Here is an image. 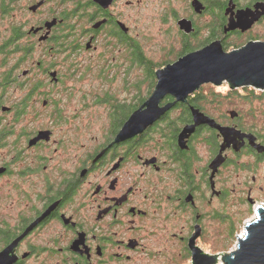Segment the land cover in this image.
<instances>
[{"label": "flooded vegetation", "instance_id": "flooded-vegetation-1", "mask_svg": "<svg viewBox=\"0 0 264 264\" xmlns=\"http://www.w3.org/2000/svg\"><path fill=\"white\" fill-rule=\"evenodd\" d=\"M155 8L180 38L179 51L169 49L175 57L155 63L156 84L158 70L214 42L226 53L264 42V0H0V264H207L213 257L224 264L226 227L230 234L238 221L226 213V169L238 168L243 155L264 160V153L245 140L240 151L226 150L214 171L222 142L215 130L187 137L181 130L144 131L124 139L113 132L115 119L130 117L148 99L146 68L135 58L147 59L139 24ZM60 53H98L102 78L108 57L113 69L122 57L128 69L141 71L131 101L97 98L109 110L108 132L58 138L55 129L16 128L35 94L44 95L46 78L62 85L59 72L46 67V56ZM19 90L25 93L18 101ZM174 101L166 95L160 107ZM178 104L187 101L165 114L174 117ZM245 133L264 146L257 133ZM247 194L252 205L251 188ZM211 237L214 249L206 244Z\"/></svg>", "mask_w": 264, "mask_h": 264}, {"label": "rangeland", "instance_id": "rangeland-1", "mask_svg": "<svg viewBox=\"0 0 264 264\" xmlns=\"http://www.w3.org/2000/svg\"><path fill=\"white\" fill-rule=\"evenodd\" d=\"M22 4L25 6V3ZM157 11V8L150 10L153 14L152 18L142 21L139 26L142 29L141 39L143 40L141 43L147 58L154 63H162L169 58L173 59L175 57L170 55V48L172 47L174 52H178L180 49V38L179 36L176 38L172 29L173 24L168 23L165 25L161 23L158 16H156ZM180 12H183V10L180 9ZM97 56L98 53H81V55H76V57L70 56L69 53L46 56V67L50 66V68L58 71L63 83L55 86L49 84V79L46 78V87L40 90L44 95L35 94L27 114L17 124L16 128H26L29 131L42 128L55 129V134L58 138H67L69 134L74 135L80 132L81 138L86 139L87 135L91 136L100 132H108L110 127L109 110L104 104H97L96 102L99 101L97 98H104L106 94H110L109 96L118 98L129 97L128 100L131 101L139 93L135 84L142 80V75L137 68L128 69L127 62L125 63L126 66L123 65L122 57L118 59L119 65L113 69L109 65L108 57L107 64L109 68L105 70L106 77L102 78V75H98L99 64ZM71 64H74V67H71ZM91 66L93 67L91 68ZM127 69L129 72L127 75L129 83L125 85L123 73L125 71L126 75ZM69 70H76L77 76L69 78ZM148 85L149 82L147 81L146 89H148ZM215 89L216 92H221L223 95L229 90L227 84ZM143 90L144 84L140 86V91L142 92ZM255 91L256 94H261L259 93L260 91ZM23 93L20 90L15 91L18 101L24 96ZM44 99L47 103L46 107L42 105ZM237 103L240 108L238 109L240 111V123L246 129L243 132H255L264 140V95H259L253 100L252 104H247L246 100L243 101L241 98L238 99ZM55 108L60 112L53 116ZM251 110H253L254 114L252 116L247 114ZM230 111L237 113L236 108L224 106L218 114L222 113L228 117ZM59 116H61V120L57 119ZM232 121L229 117V120L222 119V123H218L231 126ZM61 130L67 132H61ZM229 156L234 159L232 153ZM237 164L238 168L229 166L226 169L227 187L230 191L226 204V213L228 220L229 218H238L232 233L229 234L228 224L226 227L227 254L237 247V238L240 239L245 234L246 224L254 220L257 207L264 205V191L260 190V187L264 190V160L255 163L253 157L243 155L237 160ZM253 177L255 178L254 181ZM250 188V197L254 200L252 205H249L246 200L247 192ZM232 189L235 191L231 192ZM216 231L217 229H214V232ZM214 238L211 237L209 242L206 243L208 247L213 249Z\"/></svg>", "mask_w": 264, "mask_h": 264}, {"label": "water", "instance_id": "water-1", "mask_svg": "<svg viewBox=\"0 0 264 264\" xmlns=\"http://www.w3.org/2000/svg\"><path fill=\"white\" fill-rule=\"evenodd\" d=\"M184 23L186 21L180 22L181 28ZM51 76L55 74L52 73ZM156 77L157 84L154 91L123 124L119 131V139L146 131L176 103H185L188 96L202 85L211 84L219 87L227 83L230 90L252 88L264 91V42L248 43L228 53L222 50L219 42H214L158 70ZM166 95L172 96L175 101L160 107ZM190 111L192 123L181 129L182 137H187L200 126H207L218 132L222 138L219 153L211 163L214 171L225 161L226 157L223 153L230 148L234 152L240 151L245 145V140L258 153H264V146L255 142L256 138L253 134L245 133L235 126H223L194 107H191ZM228 114L231 119L238 115L235 111H230ZM255 214L254 220L246 224L243 237L237 238L238 244L235 250L223 259L224 264H264V205L258 206ZM216 263V258L213 257L207 264Z\"/></svg>", "mask_w": 264, "mask_h": 264}, {"label": "trees", "instance_id": "trees-1", "mask_svg": "<svg viewBox=\"0 0 264 264\" xmlns=\"http://www.w3.org/2000/svg\"><path fill=\"white\" fill-rule=\"evenodd\" d=\"M136 57L135 60L139 64L145 65L146 68L147 79L149 82L147 98H149L156 85L154 71L157 68V65L152 60L148 58L145 60L141 56H138V54ZM259 93L261 94H256V91L252 88H240L233 91H227L226 94L223 95L221 92H216V89L213 86H204L188 98L187 104L176 105L172 111V113L175 114L174 117L170 114H165V116L159 121L149 127L146 132H179L185 125L192 123L191 107L201 110L206 115L214 118L217 122H221L222 119L229 120V117L226 115H223L222 113L218 114L224 106L237 109L238 115L233 121L237 124L239 129L246 131L245 127L240 123L241 118L239 116L240 111H238V109H240L237 103L238 99L241 98L243 101L246 100L247 104H252L253 100L259 97V95H264V91H260ZM138 107V104L132 107L131 112L135 111ZM247 114L251 116L254 115L253 110H251V112L248 111ZM128 118L129 116H125L121 120H118V122L117 119H115L116 122L114 123L113 132H118ZM196 132L215 131L207 126H200L196 129Z\"/></svg>", "mask_w": 264, "mask_h": 264}, {"label": "bare ground", "instance_id": "bare-ground-1", "mask_svg": "<svg viewBox=\"0 0 264 264\" xmlns=\"http://www.w3.org/2000/svg\"><path fill=\"white\" fill-rule=\"evenodd\" d=\"M243 237V236H242Z\"/></svg>", "mask_w": 264, "mask_h": 264}]
</instances>
